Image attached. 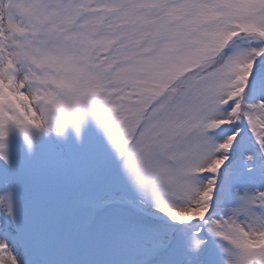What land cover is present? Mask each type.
I'll list each match as a JSON object with an SVG mask.
<instances>
[{
  "label": "snow or ice",
  "instance_id": "snow-or-ice-1",
  "mask_svg": "<svg viewBox=\"0 0 264 264\" xmlns=\"http://www.w3.org/2000/svg\"><path fill=\"white\" fill-rule=\"evenodd\" d=\"M0 264H264V0H0Z\"/></svg>",
  "mask_w": 264,
  "mask_h": 264
}]
</instances>
